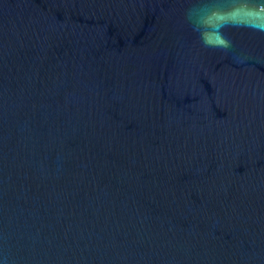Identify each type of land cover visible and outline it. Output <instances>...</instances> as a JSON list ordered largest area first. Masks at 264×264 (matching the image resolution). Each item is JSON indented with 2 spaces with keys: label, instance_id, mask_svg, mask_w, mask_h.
<instances>
[{
  "label": "water",
  "instance_id": "obj_1",
  "mask_svg": "<svg viewBox=\"0 0 264 264\" xmlns=\"http://www.w3.org/2000/svg\"><path fill=\"white\" fill-rule=\"evenodd\" d=\"M0 264H264V0H0Z\"/></svg>",
  "mask_w": 264,
  "mask_h": 264
}]
</instances>
